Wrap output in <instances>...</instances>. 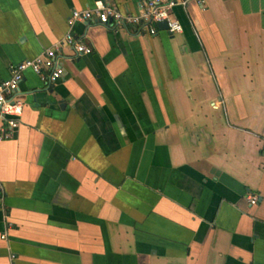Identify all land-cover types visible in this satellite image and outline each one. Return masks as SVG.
<instances>
[{
    "label": "crops",
    "instance_id": "1",
    "mask_svg": "<svg viewBox=\"0 0 264 264\" xmlns=\"http://www.w3.org/2000/svg\"><path fill=\"white\" fill-rule=\"evenodd\" d=\"M145 1L0 0V83L54 46L63 70L24 73L0 141V264H264V0L176 8L175 35L66 23Z\"/></svg>",
    "mask_w": 264,
    "mask_h": 264
},
{
    "label": "built area",
    "instance_id": "2",
    "mask_svg": "<svg viewBox=\"0 0 264 264\" xmlns=\"http://www.w3.org/2000/svg\"><path fill=\"white\" fill-rule=\"evenodd\" d=\"M190 3H196L202 7L205 0H146L134 15L122 14L109 5L97 2L92 10L72 11L66 23L68 29H71L75 23L89 21H95L102 26H130L139 35L154 36L158 32L157 25L164 22L167 26L164 31L175 35L182 32V26L174 16V10L185 9ZM61 44L71 47L76 56L92 53L91 48L75 39L71 31L67 32ZM58 52L59 46H54L32 60L15 65L11 68L10 77L0 83V119L5 123V127H0V141L11 139L13 130L18 127L23 104L16 98V92L24 73L32 71L42 82L48 85L56 83L63 75V70L57 62ZM247 199L250 205L256 204L254 196L248 195Z\"/></svg>",
    "mask_w": 264,
    "mask_h": 264
},
{
    "label": "water",
    "instance_id": "3",
    "mask_svg": "<svg viewBox=\"0 0 264 264\" xmlns=\"http://www.w3.org/2000/svg\"><path fill=\"white\" fill-rule=\"evenodd\" d=\"M157 27H158L159 30H166L167 29V26H166V24L164 22L159 23L157 25Z\"/></svg>",
    "mask_w": 264,
    "mask_h": 264
}]
</instances>
